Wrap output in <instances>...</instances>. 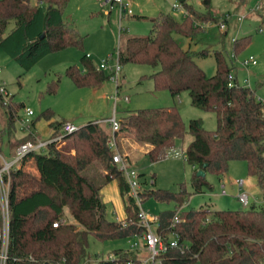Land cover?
<instances>
[{
  "label": "trees",
  "instance_id": "16d2710c",
  "mask_svg": "<svg viewBox=\"0 0 264 264\" xmlns=\"http://www.w3.org/2000/svg\"><path fill=\"white\" fill-rule=\"evenodd\" d=\"M69 1L37 0L33 5L31 0H0V49L29 70L50 53L81 47L82 37L64 21ZM178 1L187 9L184 21L163 13L154 17L149 35L120 38L119 61L156 68L151 76L156 90H169L173 97L188 92L194 107L216 114L217 129L207 131L202 121L192 119L186 130L176 107L147 108L119 120L118 137L136 130L137 141L153 146L146 154L151 162L162 160L176 141L187 135L191 138L184 152L193 168L192 193L185 187L176 192L147 188L146 179H142L145 174L139 173L142 201L154 198L174 204L173 209L158 215L156 232L166 239L177 233L178 247L162 254L160 264H264V206L220 210L206 205L182 210L193 194L213 188L208 174L222 179L233 161L245 162L248 174L264 188V102L250 87L239 86L236 78L230 86L234 66L221 51L214 52L216 71L208 76L195 57H207L209 53L183 48L175 35L194 41L205 32L204 24L216 19L210 12L211 0L202 1L206 12L195 11L187 0ZM249 40L235 39L233 54L237 56ZM81 60L84 70L73 65L66 71L76 86L96 88L110 78L87 55ZM0 102L8 122L13 124L23 104L15 105L11 100L5 104L1 95ZM43 115L48 121L53 118L48 112ZM65 124L50 122V139L60 135ZM110 137L107 122H90L67 135L65 147L50 143L25 158L24 163L32 161L37 172L33 175L22 169L12 175L7 264H143L141 255L133 249L115 251L112 261L92 258L88 253L90 235L105 241L142 232L139 206L129 195L126 176L113 162ZM26 141L36 138L29 134L13 149ZM200 170L206 172L204 177L197 175ZM111 181L118 184L126 212L124 220L107 216L101 192ZM67 212L73 223L67 222ZM177 214L180 221L174 224ZM61 219L66 223L53 227Z\"/></svg>",
  "mask_w": 264,
  "mask_h": 264
},
{
  "label": "rangeland",
  "instance_id": "374dc122",
  "mask_svg": "<svg viewBox=\"0 0 264 264\" xmlns=\"http://www.w3.org/2000/svg\"><path fill=\"white\" fill-rule=\"evenodd\" d=\"M36 1L31 0V3L34 5ZM187 1L195 11H207L203 0ZM128 4L134 16H125L120 20L117 9L110 10L102 0H70L64 9V21L82 37V46L50 53L29 70L21 68L17 61L0 49V86L5 88L13 104H23L17 111L15 121L10 124L0 102V150L7 159L12 158V147L16 142L27 138L30 133L42 141L50 139L53 134L50 122L53 121H65L81 127L90 122H105L113 116L121 120L128 113L140 109L174 106L178 109L186 130L192 119L202 121L207 131L217 129L216 114L194 107L188 92L173 97L169 90H156L151 76L157 69L150 65L121 64L119 89L110 78L100 86L92 88L78 87L67 76L66 71L70 66L76 65L82 70L85 69L81 60L84 55H90V61L99 70H103V60L109 59L110 64H115L120 38L125 40L130 36L149 35L152 19L161 13L170 14L177 21L183 22L187 12L185 7L184 11L173 8L174 4L182 5L178 0H128ZM210 12L216 22H206L205 32L199 34L194 41L180 35L175 37L185 49L209 53L207 57H195L197 64L208 76L214 75L216 71L214 52L221 51L234 66L232 76L236 78L239 86L250 87L264 102V0H211ZM223 22L225 28L221 30L219 27ZM12 26L13 23L10 24L9 30ZM242 37H249V43L235 57L234 40ZM251 58L257 61L256 65L242 64L244 59ZM104 72L109 76L108 70ZM26 110L33 111L31 120L34 125H31L30 131L23 132L19 119L24 117ZM45 112L53 115L51 121L44 117ZM136 132H124L126 138L119 139V151L132 155L134 167L139 173L145 174L142 179H146L147 188L176 192L185 187L192 193L193 168L184 156L186 146L191 140L190 136L176 141L175 146L168 150L167 157L158 162H151L145 154L133 153V144H144L137 141ZM67 143L68 141H65L58 148L65 147ZM70 154L74 155L75 151L71 150ZM27 165L30 168V162ZM29 172L36 175L32 171ZM223 179L227 185V195L221 193L220 179L208 174L207 180L213 188H204L203 193L193 194L182 210H197L206 205L220 210L244 209L238 199L240 191L237 188L231 189V183L237 180L246 182L245 191L248 192L250 203L255 194L258 206H264V188L259 186L255 177L248 174L245 162H231ZM103 200L107 205L108 218H125L126 212L116 181H111L104 189ZM142 206L146 212L156 217L162 211L174 208L173 203L160 202L154 198L146 199ZM66 219L68 223L74 222L68 212ZM134 240V237H127L99 241L90 235L88 253L92 258L108 259L119 249H133Z\"/></svg>",
  "mask_w": 264,
  "mask_h": 264
},
{
  "label": "built area",
  "instance_id": "2783aa9c",
  "mask_svg": "<svg viewBox=\"0 0 264 264\" xmlns=\"http://www.w3.org/2000/svg\"><path fill=\"white\" fill-rule=\"evenodd\" d=\"M104 5L110 7V10L117 9L120 20L125 16H133L132 10L129 8L128 0H102ZM173 8L176 10L184 8L182 5L174 4ZM187 14V12H186ZM243 18V17H242ZM241 20V18L239 19ZM221 30L225 28L224 22L221 23ZM262 32V29L259 30ZM235 56V55H234ZM90 58V55H87ZM236 57V56H235ZM244 66L256 65L257 61L253 58L244 59L242 61ZM101 68L103 70H108L110 72V79L115 83L116 88L119 89L121 85V64L119 61V50L117 54V61L115 64H110L109 59L103 60ZM230 86L234 84L233 76H230ZM118 94V93H117ZM0 95L4 99V103L9 102L8 93H6L5 88L0 86ZM126 101L128 98L125 99ZM33 111L26 110L23 118L19 119L20 128L23 132L30 131L33 121L31 117L33 116ZM111 127V137L109 140V146L114 150L113 162L117 165L119 171L124 173L129 184V195L133 197L136 204L139 206L138 212V226L142 229L141 233L134 235V240L132 244L133 250H136L141 255L143 264H160V256L166 253L170 248L178 247L179 235L174 233L171 238L166 239L165 237L157 234L156 229L159 226L158 218L156 216L150 215L142 206V199L140 196L141 182L139 178V172L131 163L128 155L122 154L119 151L118 145V133L121 130L120 121L116 116L105 121ZM72 123H66L63 127V134H60L47 141H26L20 143L15 149L12 158L7 159L4 154L0 151V264H7L8 260V249H9V237H10V194L12 188V178L13 173L21 171L24 166L25 158L32 152L40 151L45 149L50 143H56L60 146L64 143V139L67 135L72 134L77 130ZM31 134V133H30ZM169 152L166 154L167 157ZM185 156V155H184ZM237 184L239 186L238 199L244 207L249 206V195L244 190V180H238ZM222 194L227 195L225 185H221ZM180 221L179 214L174 218V224ZM66 219H61L53 223V227H58L59 225L65 224ZM127 223L123 221V227H126ZM108 260H114L112 255Z\"/></svg>",
  "mask_w": 264,
  "mask_h": 264
},
{
  "label": "crops",
  "instance_id": "0c3cea01",
  "mask_svg": "<svg viewBox=\"0 0 264 264\" xmlns=\"http://www.w3.org/2000/svg\"><path fill=\"white\" fill-rule=\"evenodd\" d=\"M134 16V15H133ZM107 121V120H106ZM120 138H126V135L124 136V134H122V136L120 137ZM120 138H118V145H119V139ZM37 140H39L38 138H36ZM49 140V139H48ZM42 141V140H41ZM45 141H47V140H45ZM133 146V153H135V152H141V153H143V154H147V152L150 150V148H152L153 146L152 145H150V144H148V143H144V144H140V143H136V145H132ZM12 148H14V146L12 147ZM125 155H128L129 156V158H130V160H131V163L133 164L134 162H133V160H132V155L129 153V154H125ZM134 155V154H133ZM134 166V165H133ZM25 171H32V172H34V174H36V168H35V166H34V163L31 161L30 162V168H29V166L27 165V164H25V166H24V168H23ZM238 181V180H237ZM237 181H234V182H232L231 183V189L232 190H234L235 188H237L238 190H239V186H238V184H237ZM219 182H220V184L222 185V184H224L225 185V187L227 186L226 185V183L224 182V179L222 178V179H220L219 180ZM116 184H117V182H116ZM245 184H246V182L244 181V190H245ZM107 187V185L102 189V197H103V191H104V189ZM117 188H118V192H119V194H120V190H119V187H118V184H117ZM226 189V188H225ZM221 193H222V191H221ZM248 193V192H247ZM254 196H252L253 197V199L251 200V203H250V201H249V206H251V205H256V206H258L259 204L257 203V196L255 195V194H253ZM120 197H121V200H122V204H123V206H124V203H123V199H122V196H121V194H120ZM125 209V208H124ZM125 218H126V214H125ZM124 218V219H125ZM124 219H120V218H116V220H124Z\"/></svg>",
  "mask_w": 264,
  "mask_h": 264
},
{
  "label": "water",
  "instance_id": "95a60500",
  "mask_svg": "<svg viewBox=\"0 0 264 264\" xmlns=\"http://www.w3.org/2000/svg\"><path fill=\"white\" fill-rule=\"evenodd\" d=\"M44 36H45V34H43V35L41 36V39H43ZM197 175H198V176H202V177H204V176L206 175V172H205L204 170H200V171L197 173Z\"/></svg>",
  "mask_w": 264,
  "mask_h": 264
}]
</instances>
